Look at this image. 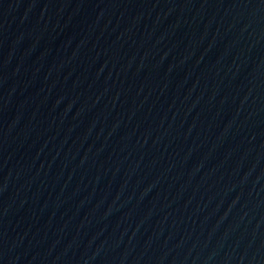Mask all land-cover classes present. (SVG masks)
<instances>
[{"label": "water", "instance_id": "water-1", "mask_svg": "<svg viewBox=\"0 0 264 264\" xmlns=\"http://www.w3.org/2000/svg\"><path fill=\"white\" fill-rule=\"evenodd\" d=\"M0 264H264V0H0Z\"/></svg>", "mask_w": 264, "mask_h": 264}]
</instances>
